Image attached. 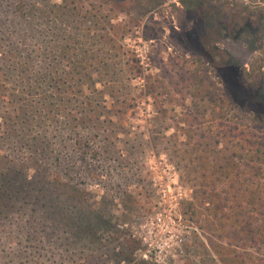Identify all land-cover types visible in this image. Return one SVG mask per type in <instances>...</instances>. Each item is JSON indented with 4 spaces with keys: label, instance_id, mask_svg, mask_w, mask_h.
<instances>
[{
    "label": "rangeland",
    "instance_id": "374dc122",
    "mask_svg": "<svg viewBox=\"0 0 264 264\" xmlns=\"http://www.w3.org/2000/svg\"><path fill=\"white\" fill-rule=\"evenodd\" d=\"M60 45L69 52L62 64L84 60L89 77L61 95L64 110L40 108L33 93L36 117L19 132L17 71L3 58H29L32 78L54 64ZM188 58L200 73L183 66ZM260 105L264 0H0V170L20 169L27 181L18 180L13 213L0 219V264H155L135 257V232L158 200L153 183L173 174L183 204L222 191L211 173L221 144L206 126H243L264 140ZM256 174L263 184L264 167ZM54 181L77 191L76 209L49 192ZM182 224L185 256L176 264H225L241 252L206 213Z\"/></svg>",
    "mask_w": 264,
    "mask_h": 264
},
{
    "label": "trees",
    "instance_id": "16d2710c",
    "mask_svg": "<svg viewBox=\"0 0 264 264\" xmlns=\"http://www.w3.org/2000/svg\"><path fill=\"white\" fill-rule=\"evenodd\" d=\"M55 35L59 39L60 34L56 32ZM55 52L57 60H54V64L35 73L32 78L29 75L31 73L29 58L13 52L3 58V67L9 72L17 71L18 83L11 95L16 105L14 118L19 132L25 131L36 117L37 111L29 102L33 93L39 94L40 108L55 107L64 110L65 97L61 95H75L84 86L85 78L89 77L87 68H90L91 64L76 59L63 65L61 59L68 58L69 54L66 46L56 47ZM183 66L192 74L201 72L200 62L196 58L185 59ZM46 85L51 88L49 94L43 90ZM259 93L258 90L255 96H259ZM225 102L228 103L227 100ZM80 105L90 107L83 111H85V117L89 115L88 117L92 118L95 111L92 110L94 107L90 102L80 103ZM259 108L263 113H259L257 117L264 121V106L260 105ZM206 128L216 142L221 144V149L215 153L216 158L211 173L221 181L224 188L214 194L195 195L183 204V215L194 220L206 213L208 217L215 220L217 227L229 241H237V247L241 249V252L232 257L224 256L222 260L225 264H264V256L253 257L250 253L253 247L256 250H264V183L259 182L256 174V170L264 167V140H259L243 126L231 128L212 121ZM242 167L248 172L241 173ZM20 176H22L20 169L0 170V219H6L13 213L18 199L16 195L19 187L18 180H22ZM22 181L27 183L26 180ZM46 187L49 192H56L59 196L61 192L64 193L65 199L60 198V204L65 200L73 210L78 207L79 196L75 189L57 181L49 182ZM203 190L206 191V189ZM72 214L76 216L77 212L73 211ZM95 217L97 213L89 215L91 221Z\"/></svg>",
    "mask_w": 264,
    "mask_h": 264
},
{
    "label": "built area",
    "instance_id": "2783aa9c",
    "mask_svg": "<svg viewBox=\"0 0 264 264\" xmlns=\"http://www.w3.org/2000/svg\"><path fill=\"white\" fill-rule=\"evenodd\" d=\"M158 200L152 214L138 228L139 247L137 260L155 264H176L185 256L187 228L182 224L183 192L174 182V175L167 174L153 183Z\"/></svg>",
    "mask_w": 264,
    "mask_h": 264
}]
</instances>
